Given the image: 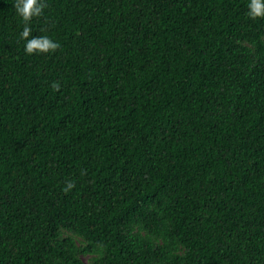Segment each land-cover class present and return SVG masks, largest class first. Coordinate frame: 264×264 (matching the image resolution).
I'll list each match as a JSON object with an SVG mask.
<instances>
[{
  "label": "trees",
  "instance_id": "16d2710c",
  "mask_svg": "<svg viewBox=\"0 0 264 264\" xmlns=\"http://www.w3.org/2000/svg\"><path fill=\"white\" fill-rule=\"evenodd\" d=\"M13 5L0 264H264V18L247 0H45L31 35L59 46L31 55Z\"/></svg>",
  "mask_w": 264,
  "mask_h": 264
},
{
  "label": "clouds",
  "instance_id": "9594fccd",
  "mask_svg": "<svg viewBox=\"0 0 264 264\" xmlns=\"http://www.w3.org/2000/svg\"><path fill=\"white\" fill-rule=\"evenodd\" d=\"M13 7L23 24L19 37L24 42L23 49L26 54H45L57 49L58 42L49 35H31L30 21L42 14L45 0H14ZM247 15L252 19L264 18V0H247ZM52 86L58 88L59 84L54 82ZM71 187L72 184L68 183L64 190Z\"/></svg>",
  "mask_w": 264,
  "mask_h": 264
}]
</instances>
